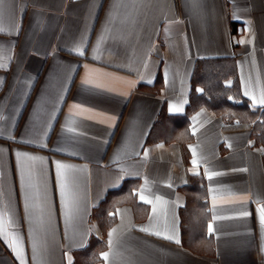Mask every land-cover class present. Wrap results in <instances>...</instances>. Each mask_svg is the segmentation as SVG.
Listing matches in <instances>:
<instances>
[{"label":"crops","instance_id":"0c3cea01","mask_svg":"<svg viewBox=\"0 0 264 264\" xmlns=\"http://www.w3.org/2000/svg\"><path fill=\"white\" fill-rule=\"evenodd\" d=\"M0 29V264H264V145L209 102L264 111V0H0Z\"/></svg>","mask_w":264,"mask_h":264},{"label":"trees","instance_id":"16d2710c","mask_svg":"<svg viewBox=\"0 0 264 264\" xmlns=\"http://www.w3.org/2000/svg\"><path fill=\"white\" fill-rule=\"evenodd\" d=\"M229 92V91H228ZM229 95H231L229 93ZM229 95L223 94L220 99L209 100L214 103L218 108H229L231 112L221 113V117L225 125L232 123L234 119L241 122H248L252 124L250 133L255 142L260 140L259 143L264 145V111L260 112V109L249 106L244 100H237L229 98ZM92 264L96 263V260L92 261Z\"/></svg>","mask_w":264,"mask_h":264},{"label":"snow or ice","instance_id":"6c2138e0","mask_svg":"<svg viewBox=\"0 0 264 264\" xmlns=\"http://www.w3.org/2000/svg\"><path fill=\"white\" fill-rule=\"evenodd\" d=\"M0 31H2V29H0ZM259 102L261 104H264V97H262ZM193 156L195 157V151L194 150H193ZM27 159H33V158L32 157H27ZM192 163H193V165L195 167L196 164H197V161H196L195 158L193 159ZM65 167L66 166H64V165L57 164L58 176H60L62 179L64 178V174L60 170L63 169V168H65ZM206 175H208V178L211 179L212 176L219 175V173H211V174H208L206 172ZM63 187H64V185H62V189H63ZM140 199L141 200H144L145 203H152V201L147 200L144 195H141L140 196ZM156 202L157 203H164V201H162L159 196L156 197ZM155 211H156V207L154 205L153 206V212L155 213ZM258 211H259V214H260V223H261L262 226H264V207L258 209ZM110 215H111V213H110ZM242 215L247 216L248 213L247 212H243ZM2 230H3L2 225H0V231H2ZM140 230L141 231H148L147 229H140ZM113 231H115V230H113ZM212 231H213V226H212V224H209V226H208V232H209V234H211ZM156 234L159 235V233H156ZM112 235H113V232H110L109 233V241H108L109 248L112 247V243H113L112 242V239H111ZM165 238L166 239H169V240H174L177 244L180 243L179 239H177L175 237V235L166 236ZM12 247H13V250L14 251H17L18 245H17V242H16L15 239H13V241H12ZM262 250H264V249H262ZM17 254L20 255L19 252H17ZM109 255H110V253H103L102 256H101V258L104 259L107 262L109 260ZM21 264H23V260L22 259H21Z\"/></svg>","mask_w":264,"mask_h":264},{"label":"rangeland","instance_id":"374dc122","mask_svg":"<svg viewBox=\"0 0 264 264\" xmlns=\"http://www.w3.org/2000/svg\"><path fill=\"white\" fill-rule=\"evenodd\" d=\"M247 124H250V123H248V122H246Z\"/></svg>","mask_w":264,"mask_h":264}]
</instances>
